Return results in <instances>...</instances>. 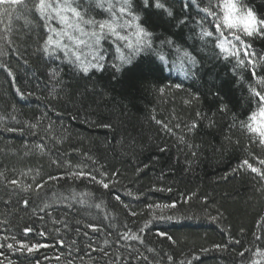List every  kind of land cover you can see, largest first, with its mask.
<instances>
[{
	"label": "trees",
	"instance_id": "16d2710c",
	"mask_svg": "<svg viewBox=\"0 0 264 264\" xmlns=\"http://www.w3.org/2000/svg\"><path fill=\"white\" fill-rule=\"evenodd\" d=\"M158 2L71 0L80 17L69 19L93 22L81 23L85 32L121 25L104 32L102 68L87 74L74 55L38 47L64 29L27 11L38 0L13 6L11 33L0 23V264H264V179L240 167L248 159L264 172V145L242 127L264 104V35L222 28L203 11H215L210 0ZM247 3L264 18V0ZM61 39L94 61L91 49ZM78 170L109 189L74 179Z\"/></svg>",
	"mask_w": 264,
	"mask_h": 264
},
{
	"label": "snow or ice",
	"instance_id": "6c2138e0",
	"mask_svg": "<svg viewBox=\"0 0 264 264\" xmlns=\"http://www.w3.org/2000/svg\"><path fill=\"white\" fill-rule=\"evenodd\" d=\"M127 2V0H125V3ZM5 3H8L9 5H20L21 4V0H0V5H4ZM31 3V0H24V7L27 8V5ZM54 4L56 5L54 7ZM159 8H163L164 5L160 4L159 2L156 5ZM28 12H35L39 17L43 18V19H49V18H55L58 19L60 21V24L64 25V29H62L59 32H56V37L57 38H53V36H47L45 39L42 40L41 44L38 45V47L42 48V51L44 54H48V55H54L57 51V49L64 51L66 54H70V55H74L75 56V60L78 64L79 69L87 74L90 72V70L92 69H100L102 68V64L100 63V61H102L104 59V57L102 55H100L99 53H97L95 50L96 48H98V46L100 45V41L103 38V34L104 32L107 30L108 32H111L113 35H118L117 32L115 31H109L107 28V25L109 24L107 21L105 22H101L99 25V31H91V32H85V30L80 26L81 23H87V24H92V21H83L82 18L79 22H77L76 20H70L67 13L71 12L73 13V15L75 17H80V13L78 11H76L75 8H73L71 6V0H64L63 3H58L57 0H38V4L34 5L33 8L31 9H27ZM121 11H124L123 8H121ZM203 11L205 13H208L209 15H213L211 9L209 7H205L203 9ZM2 15H7L9 17V24L6 27L5 31L8 33H11L12 31H14L11 20H12V12L9 11L8 9H5L3 11V13H0ZM25 23H30L29 21H25ZM261 24H264V20H262L260 22ZM71 29H75L76 32L79 33V36H75L71 33ZM203 35L205 37H211L213 35V33L211 31H207L205 30ZM254 35H264V28H260L257 27L255 33H249L248 36H254ZM67 36L68 39L70 41H74L75 44L77 45H84L85 47H88L89 49H91L92 51L89 53L90 56H93L94 54V61L88 59L87 57H82L81 55H77L76 53H69V48L68 45L64 44L62 42V37ZM81 37H85L86 39H82ZM235 40L237 42L241 41V38L239 36L235 37ZM6 42L11 43L10 40H7ZM148 44H150V41H147ZM218 47L221 48L222 51L228 53L229 55H236L239 56V51H233L234 49H236V44H231V45H227L225 42L221 41L217 44ZM77 51H79V49H77ZM3 50L2 48H0V55H3ZM121 59H123V57H121ZM239 63L241 65H243L245 63L244 60H239ZM259 83H261L262 85H264V78H262ZM19 91V90H18ZM256 96H261L260 92L255 91V89L253 90ZM262 99H264V97H262ZM35 126V125H33ZM107 126V125H106ZM242 127H244V125L242 124ZM11 130V129H9ZM260 143L262 145H264V138L260 139ZM164 149H161V151H163ZM90 159V157H89ZM260 163L262 165H264V160H261ZM79 168V166H77ZM241 168H248L251 169V171L253 173H257L261 176L262 179H264V172L261 171L260 168L258 167H253L252 164L249 163L248 159H244L242 161V164L240 165ZM100 176H107L108 174L106 172H100L99 173ZM72 176L74 179H79L80 177H85L90 178L92 181L96 182L97 184L101 185L104 189H109L110 185L109 183H105L103 179L97 180L96 175H92L90 172L85 173L84 171H79L77 173H72ZM56 179H61L59 177H54V176H49V180H56ZM11 183L13 185H18V181L16 180H12ZM37 189H42L43 185L41 184H37ZM31 189V185H28L27 188H25L24 190H30ZM159 191H170L171 189H157ZM40 193L38 192L37 195H39ZM116 199H119V197H116ZM25 204L28 203L27 200L24 201ZM45 207H47V205H45ZM97 208L100 207V205H96ZM151 207V205L149 206ZM156 207H161L160 205H156ZM164 207L167 208H172L174 209L176 207V204H170V205H164ZM156 219H167V220H172L175 219V217L173 216H159V217H155ZM213 219H215L213 217ZM141 231H143V229H140ZM29 231V229H25V232ZM43 234V233H41ZM160 236H165L169 241L172 240V237L167 235L166 232L161 231L159 233ZM7 239V238H6ZM13 240H16V237H12ZM125 239H132V240H136L139 239V236L134 234L131 235H126ZM105 243H107V241H105ZM8 248H13L14 245L13 244H8L7 245ZM39 245H32L29 246L27 243H22L20 244V248L27 250L28 252H32L34 251L36 248H38ZM216 247H221L220 245H216ZM150 251L152 249H149ZM259 255L261 257H264V251L259 252ZM169 260L172 259L171 256L168 257Z\"/></svg>",
	"mask_w": 264,
	"mask_h": 264
},
{
	"label": "clouds",
	"instance_id": "9594fccd",
	"mask_svg": "<svg viewBox=\"0 0 264 264\" xmlns=\"http://www.w3.org/2000/svg\"><path fill=\"white\" fill-rule=\"evenodd\" d=\"M144 7H148L149 0H142ZM158 3V0H157ZM210 3L216 6L212 12L216 16L217 22L227 31L248 36L249 33H255L257 27L264 28L260 22L264 20L247 3V0H210ZM127 6H131V0H127ZM171 16L172 10L167 11ZM143 18V13H138L135 20ZM121 25L115 20L107 25L109 31H117ZM152 33L143 26L137 27V39L140 43H147ZM142 37V39L140 38ZM244 131L247 135L256 137L258 140L264 138V104H255L244 122Z\"/></svg>",
	"mask_w": 264,
	"mask_h": 264
},
{
	"label": "rangeland",
	"instance_id": "374dc122",
	"mask_svg": "<svg viewBox=\"0 0 264 264\" xmlns=\"http://www.w3.org/2000/svg\"><path fill=\"white\" fill-rule=\"evenodd\" d=\"M5 9H8L9 11H11L13 9V5H9L8 3H5L4 5H0V13H3ZM5 21H9V17L7 15L0 14V23L5 22Z\"/></svg>",
	"mask_w": 264,
	"mask_h": 264
}]
</instances>
